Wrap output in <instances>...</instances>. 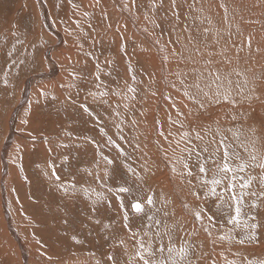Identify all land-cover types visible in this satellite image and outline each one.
Returning a JSON list of instances; mask_svg holds the SVG:
<instances>
[{"label": "rangeland", "instance_id": "obj_1", "mask_svg": "<svg viewBox=\"0 0 264 264\" xmlns=\"http://www.w3.org/2000/svg\"><path fill=\"white\" fill-rule=\"evenodd\" d=\"M131 2L0 0V264H97V261L111 264L107 260L109 254L115 255L123 264V249L114 247V243L128 233L115 199H112L111 208L104 203L98 205L94 213L91 205L83 199H62L54 182L44 175L45 171L51 172L49 164L54 163L63 180L71 179L69 173L61 171L60 167V158L67 151L80 155V159L73 162V171L76 164L88 166L94 148L85 140L78 141L79 149H63L58 145L69 142L66 136L69 132L101 141L99 127H105L108 135L131 154L132 160L128 162L145 177L140 191L144 198L155 194L156 207L161 209L159 218L171 224V213L175 212V219L185 226L184 231L176 233V243L180 245L187 241L191 244L197 264H213V261L227 264L232 260L242 264L248 259H264V200L258 201V208H245L246 212L256 216V220L249 221V224L260 225L258 242L243 245L236 242L247 231L243 226L234 230L236 239L220 242L217 240L220 225H224L225 232L232 226L226 224L223 212L215 208L211 199L197 200L191 195L192 189L187 183L181 184L179 176L173 178L168 159L176 147L174 137L179 139L181 131L196 128L204 135L209 126L213 130L216 128L217 121L230 139L228 129H240L243 133L240 138L244 140L245 135H250L248 129L251 127L257 128L259 137L264 138V79L260 78L264 73V0H176L178 21L172 16V0H162V7L161 0H155L157 11L154 17L150 0H135L136 7L125 10V5L131 7ZM72 4L80 7L73 8ZM221 4L227 7L226 19ZM84 12L89 15L84 16ZM145 15L152 17L160 27L146 21ZM186 28L194 36L202 34L205 28L210 29L209 44L212 32L216 31L223 36L222 45L231 39L234 43L229 45L232 49L229 55L233 56V63H218L216 66L222 71L237 68L248 79L247 89L254 87V95L260 99L244 100L235 108L227 104L209 105L203 114L196 110V106L184 101L170 87L173 77L168 73L176 70L177 65L170 58L168 67H163L164 53L159 49L166 46L169 53L174 47L179 51L176 37L182 33L187 36ZM157 40L159 44L155 42ZM212 49L216 50V46L212 45ZM10 51L11 56L8 55ZM237 51L238 61L235 59ZM97 62L102 69V84L108 86L109 92L114 89L121 93L109 98L111 108L120 113L118 117L111 114L108 105L101 108L91 97L86 98L88 90L95 84ZM184 67L180 65V68ZM129 68L135 74V81L131 79ZM69 71L78 74L74 82L76 86L72 88L68 86L72 83ZM153 76L154 83L151 82ZM166 76L167 80L164 79ZM231 78L243 83V76L233 74ZM129 85L136 89L135 93L127 91ZM41 91L48 92V96H40ZM152 91L157 94L153 96ZM133 95L135 99L131 98ZM163 95H171L177 101L182 113L180 117ZM69 96L78 100L77 105L67 102ZM236 99L241 100L239 96ZM79 103H87L99 112L101 123L97 125L85 116L78 107ZM184 103H188V108ZM232 115L237 119L232 120ZM169 117L184 121L185 128L171 124ZM22 120H27V124ZM119 121H123L120 127L127 139H120L121 133L115 127ZM160 132L164 135H159ZM169 132L172 135H168ZM205 139L210 140L211 134ZM137 144L142 151L135 150ZM237 150L246 155L242 147ZM105 152L108 154L107 149ZM145 161L150 168L146 174L141 168ZM248 171L259 176V169ZM211 175L209 172L208 177ZM85 178H78L77 183H82ZM88 182L95 186L94 180L88 179ZM192 182L196 184L195 176ZM196 190L203 196L198 184ZM251 190L259 191L257 181L253 182ZM161 195L171 201L166 208L159 202ZM253 199L247 197L246 204ZM184 203L189 205L188 211L183 209ZM199 207H206L215 214L216 226L212 228L211 237L191 215V211ZM128 210L131 214L130 208ZM165 210L170 213L167 218L163 216ZM96 220L100 223L97 224ZM130 223L136 230L141 226L142 218L133 217ZM104 224L111 227L105 229ZM110 236L113 239H109ZM73 237L79 242L76 243ZM49 238L53 241L49 242ZM86 239L88 248L83 244Z\"/></svg>", "mask_w": 264, "mask_h": 264}, {"label": "snow or ice", "instance_id": "obj_2", "mask_svg": "<svg viewBox=\"0 0 264 264\" xmlns=\"http://www.w3.org/2000/svg\"><path fill=\"white\" fill-rule=\"evenodd\" d=\"M69 3H72V0H69ZM95 3L98 4L99 0H95ZM72 7L79 8L80 5L72 4ZM135 7L136 2L132 0L131 7L125 5V10L131 11ZM220 7L224 8L226 19V5L221 4ZM176 9V0H172V16L178 21L179 13ZM150 10L154 17L157 11L155 0H150ZM83 15L88 16L89 14L84 12ZM144 19L153 24L154 27H160V24L156 23L152 17L145 15ZM76 23L79 26V21ZM144 31H147V29H144ZM184 31L189 34L184 36L182 33L176 37L179 51L174 47L169 53L166 46L159 49L161 53H164L162 57L163 67H168L170 58L177 65L176 70L168 73L173 77L170 87L175 89L184 101L196 106V110L203 114L209 105L227 104L235 108L238 103L244 100L250 102L253 99H260V96L254 95L256 92L254 87L247 89L248 79L241 71L235 67L231 68L230 71H222L221 68L216 66L218 63L227 65L233 63V56L229 55V52L232 51L229 45L234 43L231 39L224 41L222 45L223 36L219 31H216L212 32V42L209 44L207 38L211 32L210 29H203L202 34L197 36L192 35L187 28ZM231 35V32H229V37ZM155 42L159 44L158 40ZM212 45L216 46V50L212 49ZM250 45L251 38H249V48ZM8 55L11 56L12 52L10 51ZM213 57H219L220 59L216 60ZM235 59L237 61L240 59L238 51L235 54ZM20 63L23 64V61H20ZM107 63L111 64L110 61H107ZM180 65H185V67L180 68ZM95 68V84L93 88L88 90L86 98L91 97L92 101L101 108L105 105L111 108L109 104L110 96H120L121 93L114 89L109 92L107 90L108 86L102 84V69L98 62ZM129 73L131 79L135 81L136 77L131 68H129ZM233 74L237 77L243 76V83L239 80L234 82L231 78ZM68 76L72 80V83H69L68 86L70 88L75 87L74 82L77 80L78 74L69 71ZM260 78L264 79V73L261 74ZM164 79L167 80V76ZM151 82H155L154 76L151 77ZM127 91L135 93L136 89L129 85ZM151 94L155 96L157 93L152 91ZM39 95L47 97L48 92L41 91ZM78 96L79 93L77 92ZM237 96L241 98L240 101L236 99ZM127 98L125 97V99ZM131 98L135 99V95ZM163 99L169 101L176 108L177 117L182 115L177 107V101L171 95H163ZM67 102L77 105L78 100L69 96ZM78 107L82 109L85 116L90 120H94L97 125L101 123L100 113L94 108H90L87 103H79ZM184 107L188 108V103H184ZM111 114L117 117L120 115L115 108H111ZM231 119L236 120L237 117L232 115ZM27 122V120H22L24 124H27ZM169 122L177 125L180 129L185 128L182 120H172L169 117ZM122 123L123 121H119L115 124V127L121 133L120 139L123 140L127 138L124 137L123 130L120 127ZM132 123L135 125L136 121L133 120ZM156 123L159 124V121H156ZM227 131L231 133V139L222 132L218 121L216 128L213 130L209 126L204 135H201V131L196 128L181 131L179 139L174 137L176 147L173 148L172 156L168 157L170 171L173 178L179 176L181 184L187 183L191 187L193 197L197 200L211 199L215 208L223 212L226 224L232 227L225 232L224 225H220L217 236L218 241L231 242L236 239L233 236L234 230L243 226L247 231L236 242L241 245L256 243L258 242L257 229L260 225L257 223L249 224V221L256 220V216L246 212L245 208H258V201L264 200V138L259 137L258 129L255 127L248 129L250 135H245L244 140L240 138L243 135L240 129L233 130L230 128ZM209 134H211V139L206 140L205 137ZM99 135L102 138L101 141H97L93 137H81L78 134L69 132L66 133L69 142L58 145L63 149L73 147L79 149L78 141L83 139L94 148L93 159L90 164L88 166L76 164L75 171H73V162L80 159L78 152L73 154L71 151H67L60 158L61 171L68 172L71 179L63 180L56 170V165L54 163L49 164V168L52 170L50 173L45 171L44 175L54 182L55 189L61 193L62 199L66 201L83 199L91 205L94 213L97 211V206L104 203H107L108 207L111 208L112 199H115L122 213L123 227L128 233L127 236L120 237L114 243V247L123 249V264H197V261L193 259L195 249L192 245L187 241L180 245L176 243V233L184 231L185 226L178 219H175V212L171 213L173 222L169 224L166 219L159 218L161 209L156 207L155 194L151 193L146 198L143 197L140 189L145 182V177L140 171H137L132 163L128 162L132 160L131 154L117 140L108 135L105 127H99ZM159 135L163 136L164 133L160 132ZM168 135H172V133L169 132ZM45 143H48V141L45 140ZM257 144H259V148ZM241 147L246 155H242L237 150ZM105 149L108 150V154H106ZM135 150L142 151L138 144ZM113 152L115 155H112ZM144 155H147V153L144 152ZM141 168L145 174L150 171L147 161L144 165H141ZM249 169H259V176L252 175L248 171ZM209 172L212 174L210 178L208 177ZM193 176L196 178V184L192 182ZM81 177L86 178L78 184L77 179ZM185 177L188 179L185 180ZM88 179L94 180L95 186L91 185ZM225 181H227L226 185ZM254 181L258 182L259 191L251 190ZM197 184L203 190V196H201L200 191L196 190ZM247 197H254L255 199L246 204ZM159 202L165 208L171 203L163 195H161ZM182 207L186 211L189 210L187 203H184ZM169 215L168 211L163 212L165 218ZM191 215L194 217L195 223L200 224L202 230L211 237L212 228L216 226L215 214L206 207H199L192 210ZM133 217L142 218V224L136 230H133L130 223ZM95 222L100 223L99 220ZM103 227L109 229L111 225L104 224ZM108 238L113 239L111 236ZM73 240L76 243L79 242L75 240V237H73ZM165 240L167 243H165ZM130 248L131 251H129ZM107 260L111 264H122V261L118 260L113 254L107 255ZM97 264H99V261H97ZM213 264H215V261H213ZM227 264H238V262L232 260L227 261ZM242 264H264V259L259 261L248 259L243 261Z\"/></svg>", "mask_w": 264, "mask_h": 264}, {"label": "bare ground", "instance_id": "obj_3", "mask_svg": "<svg viewBox=\"0 0 264 264\" xmlns=\"http://www.w3.org/2000/svg\"><path fill=\"white\" fill-rule=\"evenodd\" d=\"M58 38H59V37H58ZM122 97H123V96H122ZM122 101H123V100H122ZM46 125H47V124H46ZM45 128H46V127H45ZM46 129H47V128H46ZM82 210H83V208H82ZM8 222H9V221H8ZM13 235H14V239H15V241H17V243H19L16 234H13ZM48 236H49V235H48ZM49 237H50V236H49ZM44 239H47V238H43V240H44ZM51 239H52V238H49L48 241L50 242ZM52 241H53V240H52ZM52 241H51V242H52ZM43 242H44V241H42V244L44 245L45 243H43ZM42 244H41V245H42ZM83 244L88 248V241H87V239H86L85 241H83ZM89 244H90V243H89ZM52 245H53V244H52ZM56 245H57V246H60V245L57 244V243H56ZM98 245H99V243H97V247H98ZM20 248L23 249L24 247H23V246H20ZM59 250H61V249H59ZM75 250H76V249H75ZM55 251H56V250H55Z\"/></svg>", "mask_w": 264, "mask_h": 264}]
</instances>
